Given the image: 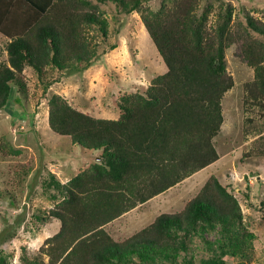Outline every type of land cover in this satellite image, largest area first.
Instances as JSON below:
<instances>
[{"label": "trees", "instance_id": "16d2710c", "mask_svg": "<svg viewBox=\"0 0 264 264\" xmlns=\"http://www.w3.org/2000/svg\"><path fill=\"white\" fill-rule=\"evenodd\" d=\"M121 11L142 10V18L162 55L167 71L144 92L124 95L119 117H96L54 93L49 98V125L74 144L99 153L94 161L63 182L49 171L45 181L55 205L37 218L60 219V229L31 255L23 247V264H175L189 240L200 235L214 252L185 256L181 264H228L225 256L245 255L251 233L242 223L234 194L211 174L181 211L162 212L124 239L111 223L139 203L160 194L219 158L214 137L224 121L222 99L234 86L226 49L240 36L243 55L255 69L246 83L248 103H264V21L247 15L245 33L231 27L227 4L217 26L207 25L200 0H164L157 10L144 0H0V32L10 40L7 60L0 61V110L13 87L25 93L24 70L32 66L43 79L50 66L78 71L92 65L96 47L89 28L104 36L108 23L100 3ZM257 33L259 36L254 35ZM51 84L45 83L46 88ZM0 134V148L18 153ZM52 189L54 191H52ZM216 231L210 240L208 231ZM48 258V260H47ZM0 264H15L0 254Z\"/></svg>", "mask_w": 264, "mask_h": 264}, {"label": "rangeland", "instance_id": "374dc122", "mask_svg": "<svg viewBox=\"0 0 264 264\" xmlns=\"http://www.w3.org/2000/svg\"><path fill=\"white\" fill-rule=\"evenodd\" d=\"M163 1L144 0L141 6L157 10ZM229 3L236 37L245 33L248 14L264 21V0H200L199 11L209 12L207 25L217 26ZM99 8L107 20L108 33L104 36L98 28H89L96 47L92 65L78 71L50 66L43 79L27 66V91L13 87L8 103L0 110V134L13 148L21 149L6 155L3 150L8 145L0 148V254L15 264H23V247L33 255L57 230L56 219L44 224L37 218L55 204L45 185L49 171L63 179L98 158L94 155L98 151L84 149L74 144L69 135L52 130L50 96L60 94L96 117L117 118L118 103L124 95L144 92L157 75L168 69L143 21L142 10L125 13L112 2L100 3ZM9 40L0 32V61L7 60ZM242 45L243 39L238 36L226 49L227 70L235 84L222 99L224 121L214 137L219 158L164 191L132 217L129 215L126 231H117L115 238H127L162 212L181 211L208 177L216 174L238 200L243 226L251 233L245 255L228 254L225 259L228 264H264V103L245 101L246 83L254 80L255 69L245 59ZM47 81L51 82L48 88ZM206 234L213 240L216 231ZM213 253L196 234L175 264H181L185 256L198 261Z\"/></svg>", "mask_w": 264, "mask_h": 264}, {"label": "crops", "instance_id": "0c3cea01", "mask_svg": "<svg viewBox=\"0 0 264 264\" xmlns=\"http://www.w3.org/2000/svg\"><path fill=\"white\" fill-rule=\"evenodd\" d=\"M92 152V151H91ZM94 155H97V153H94ZM98 158H99V156H98ZM200 171V170H199ZM76 172H78V171H76ZM75 172V173H76ZM198 172V171H197ZM196 173V172H195ZM72 174L73 173H71L70 175H66V176H64L63 177V179H61L63 182H66V181H68L70 178H71V176H72ZM59 175V174H58ZM162 193H164V192H162ZM162 193H160V194H158V195H156V196H154V197H152V198H150L149 200H147L146 202H143V203H139L136 207H134L133 209H131V210H129V211H127V212H125L123 215H121L120 217H118V218H116V220H114L112 223H111V231H112V233L113 234H116V232L117 231H119L120 233L122 232V230L123 231H126V218H128V216H129V218L130 217H132L136 212H139L140 210H141V208L142 207H144V206H146L147 204H149V202H151L153 199H155V198H157L159 195H161ZM55 205V204H54ZM53 205V206H54ZM55 220V219H54ZM52 222H53V220H52ZM55 223H57L58 224V226L56 227L57 228V230H56V232L60 229V226H61V221H60V219H57L56 218V220L54 221ZM134 226V225H133ZM133 226H132V228H133ZM55 232V233H56Z\"/></svg>", "mask_w": 264, "mask_h": 264}]
</instances>
